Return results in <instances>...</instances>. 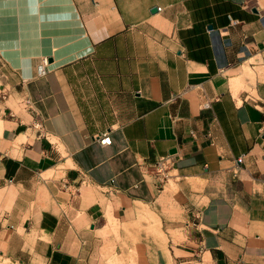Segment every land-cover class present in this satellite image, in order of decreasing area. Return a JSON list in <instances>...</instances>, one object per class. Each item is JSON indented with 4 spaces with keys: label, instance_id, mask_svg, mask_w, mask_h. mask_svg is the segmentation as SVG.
I'll list each match as a JSON object with an SVG mask.
<instances>
[{
    "label": "crops",
    "instance_id": "obj_1",
    "mask_svg": "<svg viewBox=\"0 0 264 264\" xmlns=\"http://www.w3.org/2000/svg\"><path fill=\"white\" fill-rule=\"evenodd\" d=\"M144 214L135 264H264V0H0V258L99 264Z\"/></svg>",
    "mask_w": 264,
    "mask_h": 264
},
{
    "label": "rangeland",
    "instance_id": "obj_2",
    "mask_svg": "<svg viewBox=\"0 0 264 264\" xmlns=\"http://www.w3.org/2000/svg\"><path fill=\"white\" fill-rule=\"evenodd\" d=\"M169 181L166 185L165 190L173 189V183ZM170 185V187H169ZM170 188V189H169ZM174 191V190H173ZM142 223L145 225H141L140 223L134 225L132 227L131 224H128L131 229L125 230L124 226L118 224L117 232L113 227L111 231H108L103 235L105 239L106 245L102 246L100 249H97V259L100 260L99 264H110L111 261H116L119 264H135V252L134 246L143 236H153L160 238L152 229L153 225V217L151 214L149 215H141ZM147 223V224H146ZM123 227V232L119 233L120 228ZM114 237V238H113ZM110 238V239H109ZM0 264H21L18 262H12L9 259L0 258ZM26 264H41V263H26Z\"/></svg>",
    "mask_w": 264,
    "mask_h": 264
},
{
    "label": "built area",
    "instance_id": "obj_3",
    "mask_svg": "<svg viewBox=\"0 0 264 264\" xmlns=\"http://www.w3.org/2000/svg\"><path fill=\"white\" fill-rule=\"evenodd\" d=\"M49 72V61L47 58L43 59L40 65L37 69L38 77L42 78L47 76ZM34 127L38 129L40 132L43 130L42 123L39 121L35 123ZM40 135L44 136V134ZM99 141L102 145H110L111 144V138L109 133H103L96 139ZM176 161L174 159L173 155H167L165 157H161L156 164L153 167V173L157 180V186L159 189L163 190L165 185L168 183V181L173 177L171 175V171L175 168Z\"/></svg>",
    "mask_w": 264,
    "mask_h": 264
},
{
    "label": "water",
    "instance_id": "obj_4",
    "mask_svg": "<svg viewBox=\"0 0 264 264\" xmlns=\"http://www.w3.org/2000/svg\"><path fill=\"white\" fill-rule=\"evenodd\" d=\"M156 9H154V11H155ZM175 151H172V153H174Z\"/></svg>",
    "mask_w": 264,
    "mask_h": 264
}]
</instances>
